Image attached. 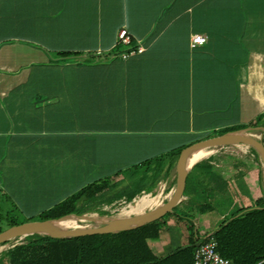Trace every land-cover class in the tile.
Wrapping results in <instances>:
<instances>
[{
    "label": "crops",
    "instance_id": "obj_1",
    "mask_svg": "<svg viewBox=\"0 0 264 264\" xmlns=\"http://www.w3.org/2000/svg\"><path fill=\"white\" fill-rule=\"evenodd\" d=\"M193 33L206 42L191 47ZM262 113L264 0H0V193L20 213L36 216L105 178L117 194L140 184L132 200L165 188L167 198L168 154ZM216 154L226 213L236 184L252 180L262 196L261 162L239 177L218 150L186 165ZM171 227L151 244L158 256L181 244Z\"/></svg>",
    "mask_w": 264,
    "mask_h": 264
},
{
    "label": "trees",
    "instance_id": "obj_2",
    "mask_svg": "<svg viewBox=\"0 0 264 264\" xmlns=\"http://www.w3.org/2000/svg\"><path fill=\"white\" fill-rule=\"evenodd\" d=\"M60 55L67 56L66 53H60ZM258 126H262L261 141L264 145V113L247 125L219 131L218 135L227 131ZM180 150L181 148L168 154L172 157V165L177 160ZM250 152L254 156L253 159L223 150L218 151V154L223 158V166L233 168L235 170L233 176L239 177L246 174L254 165H260L256 151L250 148ZM216 156L217 154L209 156L193 166V174L189 172L186 178L183 193L187 196L186 200L160 218L134 229L114 233L68 238H52L37 233L27 235L0 253V264H192L196 244L203 240L209 231L200 233L195 230L196 225L191 211L194 209L201 213L211 211L221 196L226 194L228 178L221 169H217L213 162ZM164 157L166 155L156 158L153 162H161ZM189 159L188 157L186 162ZM148 163L151 164V162ZM159 168L158 174L161 173L162 166L160 165ZM158 174L155 175V183ZM114 187L115 182L111 178L93 182L43 210L36 215V218L57 219L67 214L80 215L89 212L80 211L78 208L88 200L106 196L113 191ZM135 187L131 192L124 190L113 197L119 199L128 195L131 200L141 192L140 184L136 183ZM211 193L213 201H208L207 196ZM186 207L191 209L186 210ZM170 217L176 224L182 225L187 236L185 241L170 253L158 256L151 244L152 241L159 239ZM72 220H75V216L70 215L56 223ZM14 224L16 223L11 225ZM1 230L3 229L0 227ZM212 236L216 241L217 252L228 258L232 264H264V188L262 196L254 205L241 207L229 217H225L213 230Z\"/></svg>",
    "mask_w": 264,
    "mask_h": 264
},
{
    "label": "water",
    "instance_id": "obj_3",
    "mask_svg": "<svg viewBox=\"0 0 264 264\" xmlns=\"http://www.w3.org/2000/svg\"><path fill=\"white\" fill-rule=\"evenodd\" d=\"M248 129H238L228 131L223 134L215 135L209 138L198 140L193 142L186 147L182 148L176 160V182L173 190L165 201L160 204L150 207L149 209L142 210L139 213H129L121 215L115 218L106 219L97 216L95 219L93 216L85 213L67 214L57 219H36L31 221H25L19 224L11 225L0 231V245L7 241H18L23 239L27 235L34 233L48 235L52 238H68L90 234H103V233H114L123 230H130L140 227L144 224L152 222L168 212H171L175 206H177L184 197V189L186 184V178L188 172L193 165L198 161L196 160L190 166H186L185 160L187 155L196 149H211V148H222L228 145L243 144L247 147L253 148L261 162L263 177H264V145L261 141V137L255 136L253 133H249ZM135 201V199L133 200ZM73 215L80 220H87L95 222L93 226L85 227H71L67 229H57L53 226L52 222L62 219L66 216ZM15 242L14 244H16ZM12 244V245H14Z\"/></svg>",
    "mask_w": 264,
    "mask_h": 264
},
{
    "label": "rangeland",
    "instance_id": "obj_4",
    "mask_svg": "<svg viewBox=\"0 0 264 264\" xmlns=\"http://www.w3.org/2000/svg\"><path fill=\"white\" fill-rule=\"evenodd\" d=\"M246 131L249 133H253L257 137L262 136L261 134L262 130L259 128L250 129V130L248 129ZM218 133L219 132H212L211 135L212 136L218 135ZM210 150H218V151L223 150L224 152H230L238 156H243V157L246 156L251 159L254 158L253 154L250 152V147H247L243 144L228 145V147L225 146L222 148H211ZM164 159H166V157ZM158 176H160V174H158ZM151 179H156L155 175L149 178V180ZM148 183L150 184V182ZM254 186L255 185L253 184L252 180H250V182L245 180L243 183L236 184L233 187L234 188V192H233L234 202H232V205H231L232 208L228 210V213H226V206H225L227 205L228 202H226L225 199L218 201L214 209L211 211H207L204 213L198 212L195 209L191 211V214L193 215L195 225H196L195 230L199 231L200 233H203L205 231H211V229H216L217 226L223 220L221 217H229L232 213L236 212L241 207H247V206L254 205L256 203V200L259 194L261 193L260 190L257 188L255 189ZM262 187H264V181L261 182V188ZM146 188H149V186H147ZM162 188L163 186L160 187V189ZM159 191L161 190H158V192ZM158 192H154L152 194H148V193L139 194L138 197L135 199V201H133L132 199L130 200V197L126 195L125 203H124L125 205H123L117 201L118 200L117 198L113 197V195H117V193L112 191L106 196L88 200L85 204H83L80 208H78V210L90 211V212H86L85 214L93 216L94 218L98 216L100 218L111 219V218H115L120 215H123V211L126 209H129L130 206L134 204L136 200H138L140 197L142 196L155 197L158 194ZM166 193L167 191L165 188L161 193L162 201L166 200ZM229 197H231V195H229ZM149 208L150 207H145L143 210H146ZM189 209H191V207H186V210H189ZM36 219H37L36 216H27L24 213L18 212L15 208L12 207L9 201H6V199L3 198L2 193H0V227L2 229L9 227L12 223L19 224L25 221H31V220H36ZM75 220L80 221V219L77 218L76 216H75ZM167 222L172 226L170 235L171 237H173L174 242H176V245H174V247H176L179 245L178 240L180 239V243L185 241L187 234L184 233L181 224H176L175 222H173V218L170 217L169 219H167ZM80 224L93 226L95 222L86 220L84 222H80ZM168 234H167V237H168ZM162 240L166 242V224L162 231ZM18 241L11 240V241H7L4 244H1L0 253L7 250L12 244ZM156 241H152V243L153 242L155 243Z\"/></svg>",
    "mask_w": 264,
    "mask_h": 264
},
{
    "label": "built area",
    "instance_id": "obj_5",
    "mask_svg": "<svg viewBox=\"0 0 264 264\" xmlns=\"http://www.w3.org/2000/svg\"><path fill=\"white\" fill-rule=\"evenodd\" d=\"M118 43L128 45L132 41L131 34L121 28L117 34ZM207 37L203 34L193 33L190 36V46L195 47L206 42ZM213 231H209L203 237V240L198 241L193 251L192 264H232V262L221 256L216 250V241L213 238Z\"/></svg>",
    "mask_w": 264,
    "mask_h": 264
},
{
    "label": "bare ground",
    "instance_id": "obj_6",
    "mask_svg": "<svg viewBox=\"0 0 264 264\" xmlns=\"http://www.w3.org/2000/svg\"><path fill=\"white\" fill-rule=\"evenodd\" d=\"M228 147V146H227ZM229 149V148H228ZM203 151H210L209 148L207 149H196V150H193L191 151L187 157H186V160L188 157H191L193 156L194 154L198 153V152H203ZM250 154V153H249ZM245 155V154H244ZM186 160H185V163H186ZM187 166V165H186ZM172 179V178H171ZM175 179V178H174ZM171 185V184H170ZM161 193L162 191H159L158 194L155 196V197H149V196H142L140 197L138 200H136V202L127 210L123 211V215H126V214H129V213H139L141 212L145 207H151V206H154V205H157L159 204L162 200H161ZM70 216V215H69ZM69 216H66L64 218H67ZM121 216V215H120ZM62 218V219H64ZM62 219H59V220H62ZM59 220H56V221H53L52 224L55 228L57 229H67V228H71V227H85V226H88V225H82L80 224V222H83V221H76V220H72V221H69V222H60V223H56L57 221ZM28 239V238H26Z\"/></svg>",
    "mask_w": 264,
    "mask_h": 264
}]
</instances>
